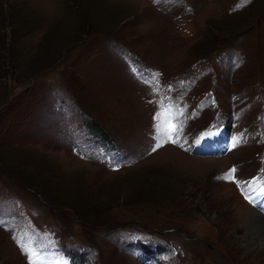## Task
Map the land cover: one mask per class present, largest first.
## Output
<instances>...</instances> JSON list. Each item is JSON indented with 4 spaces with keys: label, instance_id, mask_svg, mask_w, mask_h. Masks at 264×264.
Listing matches in <instances>:
<instances>
[{
    "label": "rangeland",
    "instance_id": "1",
    "mask_svg": "<svg viewBox=\"0 0 264 264\" xmlns=\"http://www.w3.org/2000/svg\"><path fill=\"white\" fill-rule=\"evenodd\" d=\"M262 189L264 0H0V264H264Z\"/></svg>",
    "mask_w": 264,
    "mask_h": 264
},
{
    "label": "snow or ice",
    "instance_id": "2",
    "mask_svg": "<svg viewBox=\"0 0 264 264\" xmlns=\"http://www.w3.org/2000/svg\"><path fill=\"white\" fill-rule=\"evenodd\" d=\"M158 127V135L160 136V140H158L155 145L153 146L152 148V151L155 152L157 151V149H159L160 147H163V145L165 143H177L176 139L174 138V133L177 131V128L176 127H160V126H157ZM242 135L241 137L239 138H234L233 139V143H232V147H236L240 141L242 140ZM230 173L231 174H234L235 173V169H231L230 170ZM230 179H234V176H229ZM262 195H264V189H262ZM30 264H34L33 261H30Z\"/></svg>",
    "mask_w": 264,
    "mask_h": 264
},
{
    "label": "bare ground",
    "instance_id": "3",
    "mask_svg": "<svg viewBox=\"0 0 264 264\" xmlns=\"http://www.w3.org/2000/svg\"><path fill=\"white\" fill-rule=\"evenodd\" d=\"M250 212H251V214L254 216V218H256L255 217V215H256V212L253 210V209H250ZM258 215V214H257ZM257 219V218H256ZM258 220V219H257ZM262 222V221H261ZM264 234V233H263ZM263 236V235H262Z\"/></svg>",
    "mask_w": 264,
    "mask_h": 264
}]
</instances>
